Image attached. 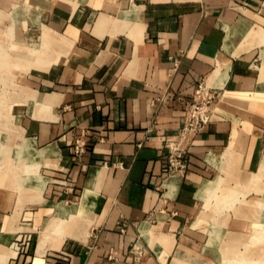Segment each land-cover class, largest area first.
I'll return each instance as SVG.
<instances>
[{
  "label": "crops",
  "instance_id": "0c3cea01",
  "mask_svg": "<svg viewBox=\"0 0 264 264\" xmlns=\"http://www.w3.org/2000/svg\"><path fill=\"white\" fill-rule=\"evenodd\" d=\"M0 14L13 18L11 37L40 34L36 46L9 44L12 64L32 65L0 105L11 127L1 115L0 261L221 264L225 229L208 245L200 214L215 190L256 188L264 101L220 98L182 170L171 171L166 141L200 83L264 94V0H0ZM83 133L88 151L75 158ZM251 226L232 213L226 228ZM32 234V246L20 242Z\"/></svg>",
  "mask_w": 264,
  "mask_h": 264
},
{
  "label": "rangeland",
  "instance_id": "374dc122",
  "mask_svg": "<svg viewBox=\"0 0 264 264\" xmlns=\"http://www.w3.org/2000/svg\"><path fill=\"white\" fill-rule=\"evenodd\" d=\"M12 19L13 18L11 17V15L4 16L2 14L0 17V42L7 45V46H0V105L2 102L6 103V102L11 101V97H12L11 91H13L18 85L23 84V81H25L28 75V74H25V75L23 74L26 73L28 70H30L28 68H30L32 65V64L27 65V63H24V64L13 63L12 64L9 60L10 55L15 54L17 48L13 47L14 45H9V44L13 42V39L19 42V44L22 46L21 48H24L25 46H30V47L36 46L40 43V34L38 33V31L35 32V34L29 38L24 35L25 38H23V40H20L18 39L20 36L19 37L16 36L17 33L16 31L13 30L12 37H11V32L9 30L10 29L9 24H10V21L11 22L13 21ZM18 33L21 35L22 33H25V32L21 31ZM251 36L252 35L250 34L249 37ZM24 53L26 54L28 53V51L24 50ZM262 56L264 59V54H262ZM257 63L260 64L261 59H259ZM263 66H264V61H263ZM18 69L22 71L21 72L22 74H16ZM5 72L7 74H1ZM11 73H15V74H11ZM242 93H244L245 95H242L240 93L235 94L234 92L227 93L226 95H221L217 92L216 101L214 103L215 112H216L217 104L220 100V97H221V100H225V101L233 102V103H239V104H243L244 102H246V100L264 101L263 93H257V92H254L253 94H249L246 92H242ZM6 113L7 111L0 110V120H1V115H3V122L7 124V125L5 124V126L2 127L3 131H10L11 127L10 125H8L9 120L5 118ZM263 163H264V144H263L262 152H261V164H260L259 172L254 174L251 179V181H254V180L255 182L257 181V184H256L257 186L255 189L249 187L248 189L243 188L242 190H237V189L230 190L231 188H228L227 193L221 196L217 195L216 190H215L213 192V195L205 198L204 208L200 214L201 216L199 215L200 216L199 219L200 220L209 219L211 220L212 223L214 219V223H215V224L211 223L212 226L210 225L211 228H209L210 237L208 239V245L215 243L214 238L219 237L220 233L222 231L224 232L223 229H225V232H226V233H223L225 237L223 236L224 237L223 239L217 240V243L215 245H219L221 248V253L224 252L226 255L228 254L227 258L229 257L231 261L228 262L226 260L227 258L225 259L226 256L224 257L225 254L224 255L221 254L220 256L221 264H224L225 262L226 263L228 262V264H263L264 263V255L258 254L259 252L262 253L264 251V208H262V204L264 203V168L262 167ZM19 170L21 171L22 168H19ZM260 173H263V174H260ZM23 175L24 174H22L21 176ZM6 178L8 177L6 176ZM29 178L31 179L30 182L28 181L25 182V184L27 183V186L29 183L32 182V177L30 176ZM212 183H214V181L211 182L210 184ZM30 192L33 194V191L30 190ZM224 192L225 191H223V193ZM240 194H244V198L241 200L238 197ZM245 195H247L246 196L247 199L256 198L255 202L253 204L248 203L245 200ZM237 200H239V204L236 203ZM241 209H244V211L245 210L248 211L249 212L248 214L250 217L246 218V216H244V212L243 214L242 212L240 214L238 211H240ZM232 213H234L236 216L243 217V218H246L252 221V226L249 228V231H236V230H231L229 228H226L228 226V221ZM58 223L59 222L57 220L53 219L51 223H49V225L46 227L44 235L45 233L46 235H49L53 229L55 230L56 228H58L57 227ZM42 231L40 232V236H41ZM232 231L241 232L242 234L237 235V236L234 235V237H232L231 236L232 233H230ZM36 241H37V238L35 234H32L31 236L26 237V239L24 238L20 239V242H25V244H29V246H32V244L34 242L36 243ZM9 254H11L10 251L2 252V256H5V255L8 256ZM256 254H258V256H256ZM254 256H256V258ZM0 264H8V262H5V260L2 262L1 260Z\"/></svg>",
  "mask_w": 264,
  "mask_h": 264
},
{
  "label": "built area",
  "instance_id": "2783aa9c",
  "mask_svg": "<svg viewBox=\"0 0 264 264\" xmlns=\"http://www.w3.org/2000/svg\"><path fill=\"white\" fill-rule=\"evenodd\" d=\"M216 96L217 92L210 89L205 83H200L196 88L193 100L188 105L179 135L166 141V146L169 149L168 161L172 172L186 168L185 154L189 142L195 134L212 121ZM139 145L141 146V143ZM87 151L88 141L83 133L75 139L73 155L75 158H81Z\"/></svg>",
  "mask_w": 264,
  "mask_h": 264
},
{
  "label": "bare ground",
  "instance_id": "6f19581e",
  "mask_svg": "<svg viewBox=\"0 0 264 264\" xmlns=\"http://www.w3.org/2000/svg\"><path fill=\"white\" fill-rule=\"evenodd\" d=\"M227 63H225V65H226ZM228 69H229V65L227 64L226 65V71H221V70H217V72H216V74H224V75H221V76H223V77H225L226 76V74H227V72H228ZM221 98V97H220ZM263 168H264V163H263V166H262ZM260 174H263V173H260ZM215 186V184L214 183H212V184H209V185H207V187L204 189V191L205 190H208V189H212L213 187ZM215 189V188H214ZM234 196V195H233ZM262 208H264V203L262 204ZM240 214H241V212H242V214H243V212H244V216H246V218H249L250 216H249V212L248 211H244V209H241L240 211H238ZM205 218V217H204ZM222 223V222H221ZM62 225V224H61ZM215 232V231H214ZM220 232V231H219ZM45 235H46V233H45ZM11 252V251H10ZM258 254H263L264 255V251L262 252V253H258ZM258 254H256V256H258ZM256 256H254L255 258H256ZM263 259V258H262Z\"/></svg>",
  "mask_w": 264,
  "mask_h": 264
}]
</instances>
